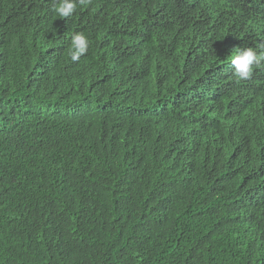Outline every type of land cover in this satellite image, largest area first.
<instances>
[{
	"label": "trees",
	"instance_id": "1",
	"mask_svg": "<svg viewBox=\"0 0 264 264\" xmlns=\"http://www.w3.org/2000/svg\"><path fill=\"white\" fill-rule=\"evenodd\" d=\"M56 2L0 0V264H264V0Z\"/></svg>",
	"mask_w": 264,
	"mask_h": 264
},
{
	"label": "clouds",
	"instance_id": "2",
	"mask_svg": "<svg viewBox=\"0 0 264 264\" xmlns=\"http://www.w3.org/2000/svg\"><path fill=\"white\" fill-rule=\"evenodd\" d=\"M87 2L88 0H57L53 11L57 16L67 18L74 13L78 3L86 5ZM89 44V38L84 33L73 34L69 53L71 60L78 61L88 51ZM262 61H264V51L253 47L234 48L231 55L234 77L238 81L249 80L253 75L254 66H261Z\"/></svg>",
	"mask_w": 264,
	"mask_h": 264
}]
</instances>
